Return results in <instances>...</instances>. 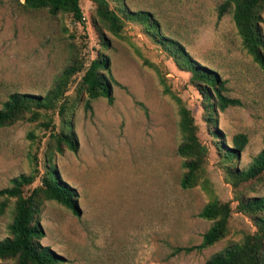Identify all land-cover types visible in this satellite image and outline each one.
<instances>
[{"label":"rangeland","instance_id":"374dc122","mask_svg":"<svg viewBox=\"0 0 264 264\" xmlns=\"http://www.w3.org/2000/svg\"><path fill=\"white\" fill-rule=\"evenodd\" d=\"M108 1L116 10L123 2L128 10L150 12L158 24L155 34L118 9L122 37L101 25L108 43L104 45L92 24V0H79L85 25L68 13L51 15L24 9L15 0H0V108L14 91L44 95L74 56L84 66L101 53L108 56L116 81L112 103L98 97L85 109V95L76 92L82 71L71 77L65 102L73 105L65 120L57 109L49 113L53 131L74 136L77 148L54 151L50 162L45 156L50 130L39 121L22 119L0 127V188L30 172L33 156L40 173L24 195L39 184L47 164L75 188L78 215L53 200H46L38 214L44 230L40 243L62 255L61 264H204L256 230L251 216L235 208L217 144L247 134L248 143L235 163L239 168H246L264 148V71L243 48L232 7L218 16L224 0ZM259 28L264 39V16ZM163 38L180 42L196 61L215 70L225 82V94L241 104L217 109L215 122H207L201 94L190 73L178 68L164 49ZM165 86L192 111L199 139L208 149L202 176L210 191L199 184L180 187L184 169L176 153L181 141L178 106ZM30 132L36 139L28 138ZM252 183L241 192L246 197L264 195V176ZM213 196L230 201L233 208L227 234L199 251L174 252L175 247L200 243L211 221L198 213ZM14 206L11 198L0 213V240L9 235Z\"/></svg>","mask_w":264,"mask_h":264},{"label":"trees","instance_id":"16d2710c","mask_svg":"<svg viewBox=\"0 0 264 264\" xmlns=\"http://www.w3.org/2000/svg\"><path fill=\"white\" fill-rule=\"evenodd\" d=\"M15 1L28 10H47L51 15L60 12L71 14L74 21L85 25L79 0ZM92 2L95 6L92 24L100 33L104 45L108 43L101 25L112 35L122 37L124 22L118 9L123 11L127 19L140 22L147 32L155 34L154 30L157 29L158 24L150 12L128 10L123 2L117 10L110 6L108 0H92ZM230 7H232V19L243 48L264 71V39L259 28V23L264 16V0H224L218 7V16H222ZM160 43L170 54L175 65L190 73V82L201 94L203 114L207 122H215L213 115L217 109L224 110L241 104L238 98L225 94V82L217 72L196 61L180 42L161 39ZM144 63L154 65L147 59H144ZM80 71L82 75L76 92L79 97L82 94L85 95V109H91V102L98 97H106L108 102L112 103V85L116 81L109 67L108 56L101 53L86 66L78 56H74L70 64L57 77L51 89L44 95L18 91L10 93L0 108V127L11 125L22 119L30 122L39 121L40 126L50 130L45 153L48 162L54 151L62 152L64 148L76 150L77 140L74 136L65 131L61 133L53 131L54 122L49 111L57 109L58 114L65 120L66 113L73 105L65 102L68 83L71 77ZM164 92L169 94L178 106L181 141L176 153L183 159L184 169L180 187L189 189L199 184L210 191L209 181L202 176L208 149L199 139L198 127L192 111L169 87L165 86ZM64 123L66 126V122ZM36 137L33 132L28 133V138L36 139ZM248 140L246 133H237L232 136L231 143L217 144V150L220 156L219 163L225 173L224 177L234 189V198L237 201L235 208L251 216L256 230L246 234L240 242L229 245L223 251L212 255L204 264H264V195L246 197L240 190L242 186L250 188L254 183L252 181L264 176V148L253 157L246 168H239L235 164ZM39 173L38 161L36 156H33L30 172L14 176L10 180V185L0 188V198H2L0 213L3 212L9 200L15 198L13 216L8 224L9 235L0 240V260L11 259L12 264H61L64 261L62 255L40 243L44 230L39 222L38 214L46 200H53L78 215L80 210L77 192L60 177L54 166L47 164L39 177V184L24 195V188L31 185ZM232 210L230 201H220L213 196L198 213L199 217L211 221L200 243L175 247L174 252L199 251L221 240L228 232Z\"/></svg>","mask_w":264,"mask_h":264}]
</instances>
